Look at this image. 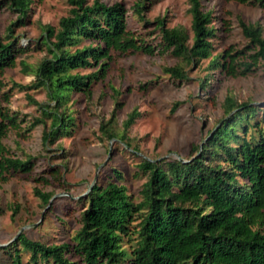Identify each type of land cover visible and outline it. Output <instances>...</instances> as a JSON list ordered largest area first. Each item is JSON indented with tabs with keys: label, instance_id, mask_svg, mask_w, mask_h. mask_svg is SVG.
<instances>
[{
	"label": "trees",
	"instance_id": "obj_1",
	"mask_svg": "<svg viewBox=\"0 0 264 264\" xmlns=\"http://www.w3.org/2000/svg\"><path fill=\"white\" fill-rule=\"evenodd\" d=\"M31 1L6 0L18 18L7 26L9 39L0 41V72L14 64L15 51L24 49L11 31L14 24L24 21ZM238 1L264 8V0ZM188 2L190 43L182 25L167 26L163 17L155 19L162 48L179 57V61L163 65L162 71L177 80L188 78L185 64L210 55L211 38L218 30L212 11L203 9L201 0ZM68 3L57 25L42 24L39 41L48 55L35 66L20 59L23 70L35 74L33 86H44L55 100L50 105L28 95L40 110L32 124L49 117L42 132L44 143L70 134L73 117L65 106V90L89 95L91 83L105 74L111 50H153L150 42L127 27L122 1ZM144 6L140 0L134 4L139 13ZM239 25L247 38L245 48L232 53L227 46L210 56L209 66L234 75L251 71L259 62L264 64L261 23L239 19ZM84 39L88 42L80 43ZM238 53L242 57L238 58ZM91 65L96 68L86 73L72 71ZM120 105L121 101H116V106ZM258 109L249 99L236 101L226 94L223 110L228 116L219 120L201 147L192 145L197 155L184 161L143 157L138 166L147 177L135 201L119 181L120 170L113 168L104 182L90 187L87 204L80 212V226L69 240L47 243L20 231L5 246L11 264H264V113L257 118ZM115 111L100 121L99 130L109 138L125 139L126 128L138 111L133 108L127 113L120 131L115 127ZM17 126L15 113L0 106V179L30 170L36 158L12 153L3 141L7 130ZM34 192L44 203L52 195L37 187ZM23 252L27 253L25 259Z\"/></svg>",
	"mask_w": 264,
	"mask_h": 264
},
{
	"label": "rangeland",
	"instance_id": "obj_2",
	"mask_svg": "<svg viewBox=\"0 0 264 264\" xmlns=\"http://www.w3.org/2000/svg\"><path fill=\"white\" fill-rule=\"evenodd\" d=\"M119 1L126 7L127 27L150 42L153 50H111L105 74L91 83L89 95L80 90H65V106L73 117V125L70 134L53 142L42 140L49 117L32 124L40 110L28 95L50 105L55 100L44 86H33L35 74L24 71L20 59L35 66L48 55L39 41L42 24L57 25L59 16L69 8L68 0H32L24 21L13 25L11 32L24 49L15 51L14 64L0 72V106L15 113L18 126L10 127L3 141L12 153H28L36 158L30 170L0 179V264H11L5 246L19 231L47 243L69 240L80 226V212L87 204L90 187L104 182L113 168L120 170L119 181L126 185L132 199L138 200L139 189L147 177L138 162L143 157L184 161L197 155V148L192 145L201 147L219 120L228 116L223 110L226 94L236 101L249 99L258 105L257 118L264 113L263 63L247 73L234 75L209 66L210 56L225 47L230 46L232 53L245 48L247 38L242 34L239 19L259 21L264 33L263 7L248 1L201 0L203 9L212 11L217 34L211 38L210 55L185 64L188 78L177 80L162 71L163 65L173 64L179 57L162 48L155 19L163 17L167 26L182 25L190 43L188 0H140L145 5L140 13L134 7L138 0ZM17 18L18 12L11 10L6 0H0V41L9 39L7 26ZM87 42L84 39L80 43ZM95 68L91 65L72 71L86 73ZM15 82L28 86L19 88ZM118 100L121 105L117 107ZM176 101L181 102L175 105ZM114 108L115 127L119 131L127 113L133 108L138 111L126 128L125 139L109 138L99 130L100 121H105ZM35 187L52 192L47 203L34 192ZM22 255L23 259L27 257L25 252Z\"/></svg>",
	"mask_w": 264,
	"mask_h": 264
},
{
	"label": "water",
	"instance_id": "obj_3",
	"mask_svg": "<svg viewBox=\"0 0 264 264\" xmlns=\"http://www.w3.org/2000/svg\"><path fill=\"white\" fill-rule=\"evenodd\" d=\"M20 232V231H19ZM18 234V233H17Z\"/></svg>",
	"mask_w": 264,
	"mask_h": 264
}]
</instances>
